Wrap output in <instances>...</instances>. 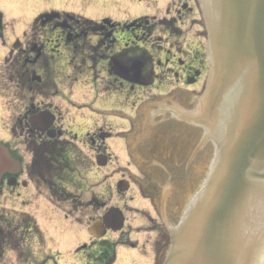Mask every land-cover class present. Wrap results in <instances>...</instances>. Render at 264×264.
Listing matches in <instances>:
<instances>
[{
	"label": "flooded vegetation",
	"instance_id": "1",
	"mask_svg": "<svg viewBox=\"0 0 264 264\" xmlns=\"http://www.w3.org/2000/svg\"><path fill=\"white\" fill-rule=\"evenodd\" d=\"M29 1L41 9L0 52V144L18 162L0 177V264H163L168 228L213 157L210 143L194 155L202 128L182 119L209 72L197 0L159 15L138 10L146 0H85L80 13ZM7 30L4 20L1 42ZM114 140L126 165L110 170L108 190L88 188L85 165L109 179L95 161L115 166ZM112 206L123 228L89 235Z\"/></svg>",
	"mask_w": 264,
	"mask_h": 264
},
{
	"label": "water",
	"instance_id": "2",
	"mask_svg": "<svg viewBox=\"0 0 264 264\" xmlns=\"http://www.w3.org/2000/svg\"><path fill=\"white\" fill-rule=\"evenodd\" d=\"M199 2L211 71L195 121L213 141L215 157L170 230L164 264H258L264 255V0ZM10 162L0 146V174Z\"/></svg>",
	"mask_w": 264,
	"mask_h": 264
},
{
	"label": "rangeland",
	"instance_id": "3",
	"mask_svg": "<svg viewBox=\"0 0 264 264\" xmlns=\"http://www.w3.org/2000/svg\"><path fill=\"white\" fill-rule=\"evenodd\" d=\"M25 1L26 0H0V12L4 15L6 24H8L5 41H0L1 53L7 52L11 47L12 43L15 41V37H17V35H19L22 31L23 23L26 21V19L30 18L32 15H35L41 9V2H31L29 0H27L26 2ZM84 1L85 0H49V2L54 3V7L56 10L76 13L86 11V5H83ZM171 1L172 0H159L158 3H153V0H146L145 6L138 10L146 14L150 13L152 15H159ZM111 144L114 152L118 155V157H115V166L113 167V165L110 164L109 167L111 168H108L106 172V175L109 179H107V177L105 178L104 174L100 179H97L95 176H97L98 173L96 172V170L94 171L95 168L87 167V165H85V173L83 174V176H88V178H86L87 180L84 177V180H86V186L88 188H91L95 185V187H93L94 189L108 190L107 188L111 185H114L115 183V179H113V175L111 174L112 169L119 167L120 165H126L127 159L123 160L121 157L123 156L122 152L125 149V145H120L118 142L113 141L111 142ZM80 155L81 159H79V166L83 171V160H90L88 157H90L92 153H90V150L84 149V152ZM88 170L92 171L91 173L86 174V171ZM104 170H106V168Z\"/></svg>",
	"mask_w": 264,
	"mask_h": 264
}]
</instances>
